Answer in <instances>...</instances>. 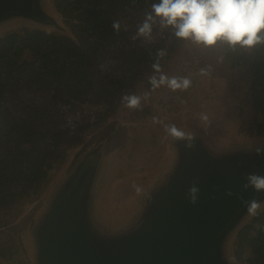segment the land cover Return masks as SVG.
Segmentation results:
<instances>
[{"label": "trees", "instance_id": "1", "mask_svg": "<svg viewBox=\"0 0 264 264\" xmlns=\"http://www.w3.org/2000/svg\"><path fill=\"white\" fill-rule=\"evenodd\" d=\"M156 2L45 0L53 23L21 18L0 27V215L18 219L47 191L54 172L68 165L73 150L68 171L77 164L78 176L100 192L109 137L84 144L88 134L120 112L123 96L150 93L149 78L158 76L188 41L158 20L149 37L138 35ZM214 47L228 69L250 80L251 103L235 107L234 116L255 138L234 136L218 144L217 152L201 137L182 139L195 151L231 157L264 175V154L256 152L264 150V44L247 48L218 42ZM160 51L164 54L158 57ZM157 63L160 73L153 68ZM130 110L134 119H144L153 106ZM259 202L258 214H248L232 235L233 256L243 264H264V199Z\"/></svg>", "mask_w": 264, "mask_h": 264}, {"label": "water", "instance_id": "2", "mask_svg": "<svg viewBox=\"0 0 264 264\" xmlns=\"http://www.w3.org/2000/svg\"><path fill=\"white\" fill-rule=\"evenodd\" d=\"M44 2L0 0V27L21 18L53 23ZM193 135L219 150L207 136L185 133ZM169 143V167L119 224L104 219L97 188L74 165L30 226L37 264H233L228 244L248 215L244 202L264 199V192L244 189L245 178L261 172L225 155L195 151L182 138ZM193 184L199 189L195 204L189 196Z\"/></svg>", "mask_w": 264, "mask_h": 264}, {"label": "rangeland", "instance_id": "3", "mask_svg": "<svg viewBox=\"0 0 264 264\" xmlns=\"http://www.w3.org/2000/svg\"><path fill=\"white\" fill-rule=\"evenodd\" d=\"M160 74L188 78L191 84L183 90L161 85L152 89L147 100L143 98L145 92L140 91L137 95L142 98L141 105L153 106L149 117L134 119L130 108L123 104L117 115L94 128L84 142L91 144L109 137L108 162L97 201L98 210L108 222L119 224L129 219L137 209L143 189L169 167L172 149L171 136L165 132L166 125L175 124L185 133L204 131L215 145L224 144L222 142L234 136L255 138L234 116H237L235 107L246 108L245 101L251 103L250 80L244 72L228 69L219 49L188 40ZM198 107L203 108L200 113ZM262 134L261 139L264 132ZM155 140L157 143L154 144ZM75 151H72L68 165ZM68 165L54 172L47 191L30 203L18 219L10 220L0 215V260L5 264H37L30 226L46 206L54 187L66 175ZM135 186L140 188L139 192ZM232 239L228 244L231 259L235 264H243L233 256Z\"/></svg>", "mask_w": 264, "mask_h": 264}, {"label": "clouds", "instance_id": "4", "mask_svg": "<svg viewBox=\"0 0 264 264\" xmlns=\"http://www.w3.org/2000/svg\"><path fill=\"white\" fill-rule=\"evenodd\" d=\"M157 20L162 28H171L177 38L209 47L218 42L247 48L264 44V0H158L152 4L151 11L146 13L143 23L139 25L138 35L149 37ZM119 27L118 21L113 23L117 32ZM163 54V51L157 53L158 57ZM153 68L160 73L158 63ZM149 83L152 89L166 85L172 90H183L190 86L191 81L188 78L160 74L151 76ZM148 95L145 92L143 98L147 100ZM141 99V96L135 94L125 95L122 103L127 108L139 109ZM165 132L177 139L185 136L175 124L166 125ZM256 152L258 155L264 154L260 148ZM245 180V190L250 188L257 193L264 192V175L250 173ZM135 189L140 191L139 187L135 186ZM198 192L195 184L189 188L190 203H196ZM244 203L249 215L258 214L261 204L255 197Z\"/></svg>", "mask_w": 264, "mask_h": 264}]
</instances>
